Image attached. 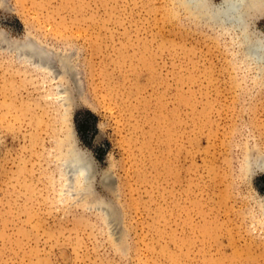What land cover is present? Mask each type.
<instances>
[{
    "label": "rangeland",
    "instance_id": "374dc122",
    "mask_svg": "<svg viewBox=\"0 0 264 264\" xmlns=\"http://www.w3.org/2000/svg\"><path fill=\"white\" fill-rule=\"evenodd\" d=\"M248 20L264 38V0ZM0 31V264H264V61L238 28L184 0H0ZM74 148L93 166L68 186Z\"/></svg>",
    "mask_w": 264,
    "mask_h": 264
},
{
    "label": "bare ground",
    "instance_id": "6f19581e",
    "mask_svg": "<svg viewBox=\"0 0 264 264\" xmlns=\"http://www.w3.org/2000/svg\"><path fill=\"white\" fill-rule=\"evenodd\" d=\"M184 1L188 5H190V7L198 9L199 12H201L202 16L208 21L224 27H232L233 29L238 28L240 30V41L244 47L247 58L256 61V63L264 61V38L260 35L251 33V31L249 30L248 20L249 11L251 10V8H254L258 0H221L219 4H212L209 0ZM0 35H3V38L5 39V34H2L1 31ZM13 44L16 45L19 48L18 50H20L22 54L27 56L28 59H33V61L35 60L37 62H41L46 67H51L53 57L51 58L50 54H48L44 48L38 46L36 43L32 41H25L20 43L13 42ZM52 53L54 52L52 51ZM24 55L23 58H25ZM90 161L91 160L86 157L85 151L83 152L81 151V149L78 150L74 148L68 151L63 160V166L67 175L66 179L69 181L68 186H71L70 182L72 178H75L77 179V181H80L84 184L87 181L89 182L93 166H91ZM87 186H89V184ZM82 187L83 186H81V188ZM65 190L69 192L67 188ZM76 190L77 189H75V191ZM72 191H74V189Z\"/></svg>",
    "mask_w": 264,
    "mask_h": 264
}]
</instances>
